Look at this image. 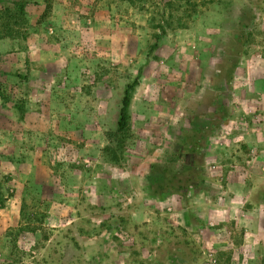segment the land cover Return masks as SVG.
I'll list each match as a JSON object with an SVG mask.
<instances>
[{"label":"rangeland","instance_id":"374dc122","mask_svg":"<svg viewBox=\"0 0 264 264\" xmlns=\"http://www.w3.org/2000/svg\"><path fill=\"white\" fill-rule=\"evenodd\" d=\"M4 16L13 37L0 45V94L9 99H0V264H180L158 247L182 216L165 208L153 222L147 211L156 201L150 164L188 161L179 152L183 129H212L207 147L214 151L207 152L225 153L203 171L219 192L216 205L224 204L228 183L222 161L233 173L255 174L244 187L248 203L261 200L264 145L247 148L240 133L244 125H264V111L232 94L235 86L241 95L264 97L263 88H247L251 72L264 66V0H0ZM25 45L35 52L32 61L9 64ZM227 58H238L246 79L234 72L230 89L219 82ZM139 69L130 139L113 166L102 157L106 134L115 131ZM14 103L35 117L27 130ZM228 226L213 219L198 231L182 228L205 262L220 264V255L233 251L218 250L213 238ZM234 231L239 242L240 228ZM261 251L255 264L264 263Z\"/></svg>","mask_w":264,"mask_h":264},{"label":"crops","instance_id":"0c3cea01","mask_svg":"<svg viewBox=\"0 0 264 264\" xmlns=\"http://www.w3.org/2000/svg\"><path fill=\"white\" fill-rule=\"evenodd\" d=\"M5 42H7V40L0 41V45H3ZM13 52L14 53H12L11 56L7 58V60L9 64L17 66H25L26 62H31L32 55L35 53L28 45H25L22 50L15 48V51ZM40 60L41 58H38L36 61L40 62ZM262 67L263 69H259L260 73L258 71H252V76L247 78L249 80V84L247 85L249 90H251V88H254V90L257 88H259V90L262 88L264 89V66ZM252 70H254V67ZM237 75H239L240 78L243 77V79H245L243 69L238 67L235 70V76ZM233 90L234 94L232 95L236 101L238 100L239 102V99H241L242 103L253 102L255 103V109L260 107L261 112L264 111L263 95H260V97L246 94L241 95L238 93L237 87L235 86ZM30 114V110L27 112L25 111L24 113V124H22L24 130L29 128L28 121H31L32 118H35ZM259 118H264V115L260 114ZM243 127V133L240 134L241 139H244L243 142L246 144V147L262 149L261 147H263L264 141L262 143L263 139H261L260 136L264 132V125H254L251 127L244 125ZM250 134H252V137H250ZM213 148L214 146L211 144L209 147H207V149H211L212 152L214 151ZM212 152L209 151L206 154V165H208L214 156L222 160L223 155L225 154L215 153L214 156H211ZM225 166L226 165L223 161L218 164V167H220L218 169L221 176H227L228 180L226 190L220 193L221 196L225 197V201L222 206L216 205V202H214L215 200L211 202L208 199L207 194L203 191H190L183 196L163 194L153 197V200L156 199V201H152L153 203H151L154 209L147 211L150 215H152L149 220H153V222L158 221V214H163L162 211H164L165 208L166 211L169 212L170 217L178 215L182 216L181 219H183V223L180 221H177V223L186 230L187 225L190 226V230L198 231L199 229L203 228L204 225H207V222H211L213 219H222L223 221L226 220L228 221V228H219V233L213 238V240L217 241L216 246L218 247V250H226L231 248L233 253H227L225 257L221 254V257L218 258V262H220V264H255L256 261L263 256L261 254V249L264 248V194L260 196L259 199L261 200H258L257 203H248V196L250 195L251 191H247V187H244V185L247 182L246 180H249L247 177L250 178L255 174L251 173L249 170H247L248 174H246L247 172L244 174L233 173V170L227 169ZM213 167L215 169L217 168V166ZM237 185H240L239 187L243 189H237ZM247 204L251 205L248 206ZM178 206L179 209H177ZM213 212L218 215L213 216ZM193 219H195L194 225H192ZM237 227L240 228L239 234H241V239L239 238V242L235 241L237 233L234 231V229ZM202 237L205 239L207 236L202 235ZM239 249L240 252L241 249H244V253L241 255H235L234 251H238ZM206 262L203 264H217V259H209Z\"/></svg>","mask_w":264,"mask_h":264},{"label":"trees","instance_id":"16d2710c","mask_svg":"<svg viewBox=\"0 0 264 264\" xmlns=\"http://www.w3.org/2000/svg\"><path fill=\"white\" fill-rule=\"evenodd\" d=\"M16 7L20 11L23 10V5L19 6L16 4ZM0 20H2L0 23V40L12 38L8 18L4 16L0 17ZM156 48L157 39L150 47L147 59H149ZM146 63H148V60H146ZM237 64L238 58H227L226 67L221 69L219 82L228 89L231 87ZM140 74L141 69L138 70L135 79L126 86L118 111L115 131L106 134L107 144L102 150V157L106 163L113 166H118L124 160L125 144L130 139L129 105L131 93L137 86ZM0 99L3 101L9 100L1 94ZM14 106L22 116L25 112L24 107L17 103H14ZM211 130L206 128L200 130L183 129L179 132V152L187 158L186 164L178 165L169 160H159L150 164L149 174L152 178L150 195L152 197L163 194L183 196L189 190H192L207 193L211 202L217 198L219 192L210 187L208 178L203 174L206 165L207 138L212 132ZM4 201L0 195V208L3 207ZM122 222L121 220L114 226L122 228ZM161 239V245L158 248L162 249L164 253L176 254L181 259L180 264H203L205 262V255L200 244L182 227L170 228L167 233H162ZM261 264L264 263L261 262Z\"/></svg>","mask_w":264,"mask_h":264}]
</instances>
